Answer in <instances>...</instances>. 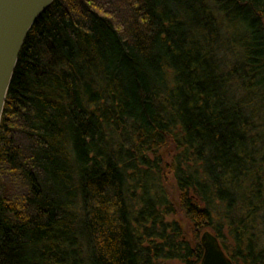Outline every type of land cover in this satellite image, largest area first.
<instances>
[{
    "label": "trees",
    "instance_id": "trees-1",
    "mask_svg": "<svg viewBox=\"0 0 264 264\" xmlns=\"http://www.w3.org/2000/svg\"><path fill=\"white\" fill-rule=\"evenodd\" d=\"M205 231L264 264V0H54L1 117L0 264H199Z\"/></svg>",
    "mask_w": 264,
    "mask_h": 264
},
{
    "label": "water",
    "instance_id": "water-1",
    "mask_svg": "<svg viewBox=\"0 0 264 264\" xmlns=\"http://www.w3.org/2000/svg\"><path fill=\"white\" fill-rule=\"evenodd\" d=\"M54 0H0V122L7 92L24 40L39 16ZM199 264H233L208 231L200 236Z\"/></svg>",
    "mask_w": 264,
    "mask_h": 264
},
{
    "label": "rangeland",
    "instance_id": "rangeland-1",
    "mask_svg": "<svg viewBox=\"0 0 264 264\" xmlns=\"http://www.w3.org/2000/svg\"><path fill=\"white\" fill-rule=\"evenodd\" d=\"M171 156H172V152L166 153L165 154V160L166 161H169ZM169 189H171V196H172V198L175 197V194H172L173 193V189L170 186H169ZM180 220H181V222H183L186 225L185 234L187 235V237L189 239H192V234H193V232H192L193 230L192 229L193 228L191 227L190 223L186 222V219L183 218L182 216H181ZM172 264H183V263L174 262Z\"/></svg>",
    "mask_w": 264,
    "mask_h": 264
}]
</instances>
